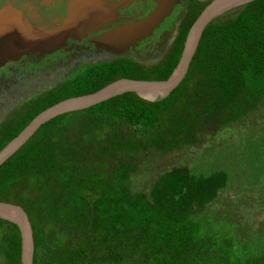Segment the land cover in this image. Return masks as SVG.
<instances>
[{"label":"trees","instance_id":"trees-1","mask_svg":"<svg viewBox=\"0 0 264 264\" xmlns=\"http://www.w3.org/2000/svg\"><path fill=\"white\" fill-rule=\"evenodd\" d=\"M203 7L186 13L151 78L170 75ZM88 77L89 86L65 79L9 112L0 148L50 104L112 79ZM263 120L264 0H248L208 22L167 95L127 91L42 123L0 165V200L28 214L32 264H264V222L253 228L242 200L221 194L225 170L195 173L184 162ZM259 145L247 141L255 172ZM20 251L18 226L0 217V264H20Z\"/></svg>","mask_w":264,"mask_h":264},{"label":"flooded vegetation","instance_id":"flooded-vegetation-1","mask_svg":"<svg viewBox=\"0 0 264 264\" xmlns=\"http://www.w3.org/2000/svg\"><path fill=\"white\" fill-rule=\"evenodd\" d=\"M209 1L91 0L101 17L96 29L80 37L54 35L30 39L29 52L5 62L0 70L16 74L30 86H56L65 79L79 78L89 86V73L98 74V80L112 78L109 82L123 77L158 79L151 76L157 74L158 61L174 46L186 13ZM70 2L0 0V8L9 5L19 10L33 31L43 35L67 20ZM134 64L143 67L142 71L135 69ZM121 70L129 75L117 76ZM3 87L7 89L0 86V91ZM25 100H16L0 123L9 112L22 107Z\"/></svg>","mask_w":264,"mask_h":264},{"label":"water","instance_id":"water-1","mask_svg":"<svg viewBox=\"0 0 264 264\" xmlns=\"http://www.w3.org/2000/svg\"><path fill=\"white\" fill-rule=\"evenodd\" d=\"M246 1L248 0L243 2ZM231 2L232 0H210L203 7L189 26L178 62L168 77L163 79L123 77L95 91L69 96L50 104L33 116L15 136L0 148V165L27 141L42 123L58 114L85 108L127 91H134L146 98L149 97L144 94L156 95L154 98L167 95L186 74L208 22L229 8ZM100 21L101 17L91 0H71L67 20L48 33L40 35L33 31L22 12L9 5L3 6L0 8V66L28 53L30 39H45L54 35L80 37L96 29ZM3 214L9 215L4 216ZM0 217L9 219L18 226L21 237L20 264H32L33 230L24 208L19 204L0 200Z\"/></svg>","mask_w":264,"mask_h":264},{"label":"rangeland","instance_id":"rangeland-1","mask_svg":"<svg viewBox=\"0 0 264 264\" xmlns=\"http://www.w3.org/2000/svg\"><path fill=\"white\" fill-rule=\"evenodd\" d=\"M0 83V86L7 88L3 87L0 91V119L17 102L20 103L51 87L30 86L26 82H21L16 74H8L5 70H0ZM144 95L149 98L156 97L153 94ZM16 100L18 101L15 102ZM247 141L250 149L253 146L254 149L257 146L260 147L259 143L264 144V120L255 127L226 132L213 146H209L211 149L193 151L184 162L195 173L207 172L214 168L225 170L228 180L221 194L229 196L231 200L240 198L242 207H246V209L243 208V220L246 219L255 228L264 222V163L256 172L251 168V163L246 160L247 154L252 151L249 152ZM257 151L264 154V145ZM248 155L252 158V154Z\"/></svg>","mask_w":264,"mask_h":264},{"label":"bare ground","instance_id":"bare-ground-1","mask_svg":"<svg viewBox=\"0 0 264 264\" xmlns=\"http://www.w3.org/2000/svg\"><path fill=\"white\" fill-rule=\"evenodd\" d=\"M241 1H245V0H232L231 4L237 3V2H241ZM4 216H8L9 214H3Z\"/></svg>","mask_w":264,"mask_h":264}]
</instances>
